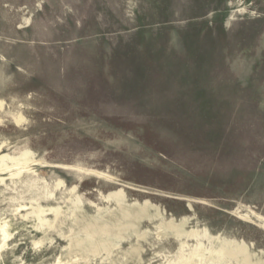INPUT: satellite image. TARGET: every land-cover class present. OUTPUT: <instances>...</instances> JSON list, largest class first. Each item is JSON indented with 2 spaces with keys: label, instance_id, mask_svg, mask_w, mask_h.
I'll return each instance as SVG.
<instances>
[{
  "label": "rangeland",
  "instance_id": "1",
  "mask_svg": "<svg viewBox=\"0 0 264 264\" xmlns=\"http://www.w3.org/2000/svg\"><path fill=\"white\" fill-rule=\"evenodd\" d=\"M0 264H264V0H0Z\"/></svg>",
  "mask_w": 264,
  "mask_h": 264
}]
</instances>
